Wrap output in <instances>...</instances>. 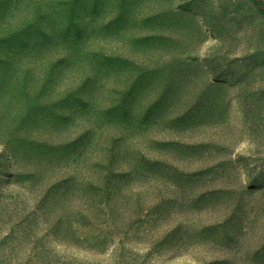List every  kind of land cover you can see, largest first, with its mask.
Listing matches in <instances>:
<instances>
[{
  "label": "rangeland",
  "instance_id": "374dc122",
  "mask_svg": "<svg viewBox=\"0 0 264 264\" xmlns=\"http://www.w3.org/2000/svg\"><path fill=\"white\" fill-rule=\"evenodd\" d=\"M0 22L40 39L0 40V264H264L252 0H1Z\"/></svg>",
  "mask_w": 264,
  "mask_h": 264
},
{
  "label": "trees",
  "instance_id": "16d2710c",
  "mask_svg": "<svg viewBox=\"0 0 264 264\" xmlns=\"http://www.w3.org/2000/svg\"><path fill=\"white\" fill-rule=\"evenodd\" d=\"M0 2H1V0H0ZM252 2L255 4L256 8L264 16V8H263L264 1L263 0H252ZM3 3H4V0H3ZM3 12H4V10H3ZM4 16H7V15H4ZM1 23H3V22H0V24ZM0 29L2 30V34L0 35V40H1V42H4V43H7L8 41H12V43H19L20 45H26L25 43H27V41H28V45L26 47L29 48L31 46H36V44H38L36 41L40 40L38 37H35V38H33V40H30L31 41L30 42L29 40H27V38L22 37V31L24 29H28V26L25 24L23 26H21V29H19L17 31L10 30V25L6 28L3 24L0 25ZM44 34H45L44 37L49 38V36L52 35V32L46 30V31H44ZM48 55H50V54H46V56H39V58L36 59V65L37 66H40V67L48 66V69L46 70L45 75H48L49 69H51L55 66V59H53L51 56H48ZM69 55H72V54H68V56ZM1 57H2V55H1ZM10 57H13V56L10 54ZM66 58H68V57L66 56L65 59L61 58L60 60H56V63L60 61L62 64L65 62ZM12 66L13 65L9 64V63H2V64H0V71L8 72V71L12 70ZM0 135H2V136L6 135L5 137H7V140H5V142L8 143V139L13 135V132L8 134V128H1L0 127Z\"/></svg>",
  "mask_w": 264,
  "mask_h": 264
},
{
  "label": "water",
  "instance_id": "95a60500",
  "mask_svg": "<svg viewBox=\"0 0 264 264\" xmlns=\"http://www.w3.org/2000/svg\"><path fill=\"white\" fill-rule=\"evenodd\" d=\"M263 8H264V6H263Z\"/></svg>",
  "mask_w": 264,
  "mask_h": 264
}]
</instances>
